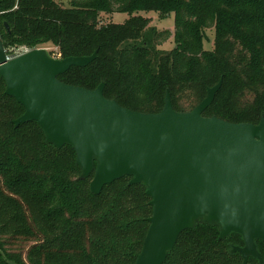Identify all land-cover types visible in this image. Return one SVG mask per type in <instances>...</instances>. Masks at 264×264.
Masks as SVG:
<instances>
[{
    "label": "trees",
    "instance_id": "16d2710c",
    "mask_svg": "<svg viewBox=\"0 0 264 264\" xmlns=\"http://www.w3.org/2000/svg\"><path fill=\"white\" fill-rule=\"evenodd\" d=\"M116 12L128 17L101 21ZM146 12L172 13L173 30L150 27ZM209 28L215 40L206 50ZM170 38L171 50L155 48ZM0 39L5 48L50 43L62 58L97 50L91 64L58 79L87 89L104 82V96L129 109L158 112L169 90L174 109L189 111L222 78L205 116L254 124L264 118V0H0ZM23 112L0 76V264H24L6 252L5 236L38 240L28 264H134L152 215L145 187L124 176L94 195L93 173L78 178L71 146L47 143L35 121L15 127ZM218 234L203 222L184 230L163 264H243L230 253L242 237ZM256 243L263 262L249 257L246 264H264V241Z\"/></svg>",
    "mask_w": 264,
    "mask_h": 264
},
{
    "label": "water",
    "instance_id": "95a60500",
    "mask_svg": "<svg viewBox=\"0 0 264 264\" xmlns=\"http://www.w3.org/2000/svg\"><path fill=\"white\" fill-rule=\"evenodd\" d=\"M96 57L97 50L57 59L44 48L10 55L0 39L5 93L24 108L15 127L35 121L47 143L71 146L78 178L93 173L94 195L124 176L145 187L152 215L134 264H163L179 235L199 222L216 225L219 240L240 235L243 245H231L230 253L243 264L249 257L262 263L256 241H264V118L254 124L205 116L222 78L189 111L174 109L166 90L158 112L106 98L104 82L87 89L58 79Z\"/></svg>",
    "mask_w": 264,
    "mask_h": 264
},
{
    "label": "rangeland",
    "instance_id": "374dc122",
    "mask_svg": "<svg viewBox=\"0 0 264 264\" xmlns=\"http://www.w3.org/2000/svg\"><path fill=\"white\" fill-rule=\"evenodd\" d=\"M63 4V6L69 5V0H56ZM146 17L150 18L149 26H154L158 30H165L170 29L173 30L174 26V16L173 14H169V16L164 17L156 12H146L144 13ZM128 17L127 13L125 12H116L110 15L104 14L101 16V21L103 23L108 22H115V23H122ZM214 40H215V29L209 28L205 30V36L202 39V47L206 50H211L214 47ZM44 49H46L49 56L53 58L60 59L61 54L57 47H54L50 43L42 45ZM174 47L173 38L168 39L167 41L156 45L155 48L158 49L160 52H167ZM30 47L28 46H8L5 48L8 54H15L18 51L26 50ZM128 179L124 178L122 183H125ZM4 248L6 252L10 255H15L21 259L24 264H28L27 259V251L31 245L38 242L35 238H25V237H15L11 238L10 236H5L4 238ZM231 243H234L233 240H230Z\"/></svg>",
    "mask_w": 264,
    "mask_h": 264
}]
</instances>
